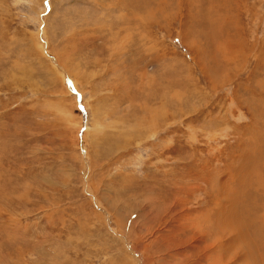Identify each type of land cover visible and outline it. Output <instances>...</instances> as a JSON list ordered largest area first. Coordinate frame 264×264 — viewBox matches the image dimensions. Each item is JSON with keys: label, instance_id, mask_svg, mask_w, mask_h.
I'll return each mask as SVG.
<instances>
[{"label": "rangeland", "instance_id": "1", "mask_svg": "<svg viewBox=\"0 0 264 264\" xmlns=\"http://www.w3.org/2000/svg\"><path fill=\"white\" fill-rule=\"evenodd\" d=\"M0 264H264V0H0Z\"/></svg>", "mask_w": 264, "mask_h": 264}, {"label": "bare ground", "instance_id": "2", "mask_svg": "<svg viewBox=\"0 0 264 264\" xmlns=\"http://www.w3.org/2000/svg\"><path fill=\"white\" fill-rule=\"evenodd\" d=\"M44 33V32H43ZM59 54V53H58Z\"/></svg>", "mask_w": 264, "mask_h": 264}]
</instances>
